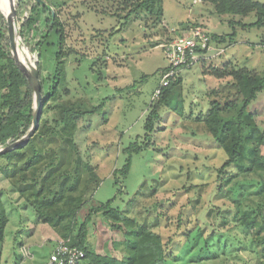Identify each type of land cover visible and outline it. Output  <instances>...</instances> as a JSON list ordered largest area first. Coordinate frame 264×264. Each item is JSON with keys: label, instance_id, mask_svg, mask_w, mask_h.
<instances>
[{"label": "rangeland", "instance_id": "obj_1", "mask_svg": "<svg viewBox=\"0 0 264 264\" xmlns=\"http://www.w3.org/2000/svg\"><path fill=\"white\" fill-rule=\"evenodd\" d=\"M45 1L60 9L66 35L63 48L69 54L62 60L65 80L61 93L42 116L51 124L62 101H73L83 109L103 103L93 128L76 138L84 157L97 167L101 177L99 187L79 212L77 221H83L91 207L112 199L118 188L124 186V192L113 200V207L127 211L141 224L155 223L159 211L162 216L159 229L164 240L170 236L177 242L184 240L182 234L175 235L180 213L185 220L188 217L193 222L198 217L204 223L205 209L214 204H229L215 198L214 183L216 169L227 155L207 132L203 118L211 108V100L224 97L231 90L228 84L231 78H217L210 69L233 61L235 65L264 74V26L253 24L257 20L254 12L246 16L218 14L213 4L203 0H162L160 18L140 13L134 14L131 22L124 18L127 11L119 10V0ZM28 2L24 0V18L31 13ZM92 4L97 5V12L89 10ZM194 27L223 36L225 40L219 46L225 52L214 57L217 51H213L205 63L180 70L181 82L174 87L169 103L160 110V119L147 139L146 119L151 102L161 69L169 65L163 47L179 35L189 34ZM28 36L31 46L38 41L39 31H29ZM58 39L54 32L49 39L51 44L43 49L44 76L51 75L56 68ZM214 90L219 91L217 96L212 93ZM263 105L264 91L249 108L254 110ZM129 155H132L130 171L116 185L113 171L122 167ZM200 183L208 184L201 191L199 205L193 209L190 201L199 197V192L192 186ZM9 188L0 173V191L11 193ZM7 198L10 222L5 242L0 245V264H43L54 247V240L49 237L57 234H50L47 224L34 228L33 209L12 206L23 201L17 194ZM159 200L162 206L158 208ZM199 207L203 209L202 216L196 214ZM112 221L104 220L102 212L95 214L88 224V242L103 254L124 257L122 235L110 229ZM209 232L207 228L206 233ZM20 241L25 243L21 248ZM209 247L211 252L203 254L181 251L179 260L171 258L170 262L264 264L245 229L240 227H223Z\"/></svg>", "mask_w": 264, "mask_h": 264}, {"label": "trees", "instance_id": "obj_2", "mask_svg": "<svg viewBox=\"0 0 264 264\" xmlns=\"http://www.w3.org/2000/svg\"><path fill=\"white\" fill-rule=\"evenodd\" d=\"M29 1L27 5H31V13L27 18L22 17L24 0H0V3L11 6L16 13L21 30L20 55L30 74L34 70L38 72L42 84V113H45L49 104L57 100L61 93L65 80L62 60L69 53H64L66 35L60 9L45 0ZM203 1L213 4L218 14L246 16L254 12L257 20L253 24L264 26V2ZM161 2L162 0H119L117 4L119 10L127 11L124 16L126 22H131L130 18L140 13L160 18L163 15ZM89 10L97 12L98 7L92 4ZM43 24L44 27L41 28ZM32 30L39 31L40 36L38 41L29 46L28 35ZM54 32L59 37L57 64L51 75L44 76L43 49L51 44L49 39ZM13 39L14 27L0 10V149L30 131L36 103L30 81L20 70L13 55ZM212 39L217 44L225 40L223 36L215 34ZM166 69H161V73ZM210 71L217 78H231L228 83L231 90L224 97L212 99L211 108L203 118L207 132L227 155L226 160L216 169L214 183L215 198L228 202V205L214 204L205 209L204 223L198 217L193 222L188 217L185 220L180 213L175 232L176 236H184L185 239L180 242L174 236L164 240L159 229L162 218L159 211L155 223L141 224L131 218L127 211L113 207V200L124 192V186L118 188V194L112 199L91 207L85 219L78 222L79 212L93 197L101 183V177L97 167L84 157L76 138L93 128L94 119L100 116L103 103L83 109L73 101H62L58 107V116L51 124L42 116L39 129L28 142L0 156V173L8 181L11 192L4 194L3 190L0 191V245L5 242L10 222L7 197L12 199V195L17 194L23 201L12 206L22 210L32 208L36 214L34 228L36 225L47 224L50 234H57V239L68 240L70 245L84 249V264H171V258L179 260L181 251H198L199 254L211 252L209 246L225 226L245 229L259 258L264 259V105L254 110L249 108L252 101L264 91V74L235 65L233 61L220 67L213 66ZM180 82L179 74L159 98L152 100L146 119L147 139L155 129L156 121L160 119V110L169 103L174 87ZM212 93L217 96L219 91L214 90ZM131 156L127 157L122 167L113 171L116 185L127 177L132 164ZM207 184L192 186L199 192V197L190 201L193 209L197 207L201 191ZM156 205L161 207V201H157ZM195 211L201 215L203 209L199 207ZM99 212L103 213L104 220H113L110 225L112 231L121 233L120 244L124 246V257H112L90 247L88 224ZM207 221L210 222L207 224ZM207 228H210L209 233H206ZM227 243H223L224 246ZM24 244V241H20L19 247ZM112 245L115 246V243Z\"/></svg>", "mask_w": 264, "mask_h": 264}, {"label": "built area", "instance_id": "obj_3", "mask_svg": "<svg viewBox=\"0 0 264 264\" xmlns=\"http://www.w3.org/2000/svg\"><path fill=\"white\" fill-rule=\"evenodd\" d=\"M189 34L179 35L163 47L167 55L169 65L161 73V79L155 91L153 99L159 98L163 90L175 80L183 68H191L197 63H204L210 58V53L217 51L214 57L221 56L225 52L212 39V35L203 27L191 28ZM216 44L214 47L213 44ZM54 249L50 253L45 264H84L85 250L69 244L68 240L57 239Z\"/></svg>", "mask_w": 264, "mask_h": 264}, {"label": "water", "instance_id": "obj_4", "mask_svg": "<svg viewBox=\"0 0 264 264\" xmlns=\"http://www.w3.org/2000/svg\"><path fill=\"white\" fill-rule=\"evenodd\" d=\"M5 15L10 19V21L14 27L13 55L15 57L16 63L19 66L20 70L27 76L28 80L30 81V84H31V86L34 90V93H35L36 103H35L34 111H33V125L31 127L30 131L26 135H24L22 138L14 141V142L10 143L9 145L0 149V156L9 152V151H12V150H14L20 146H23L26 142L29 141V139L39 129L40 121H41V117H42V111H43L42 84L40 82L38 72H37V70H34L33 74L29 73L24 61L22 60L20 52H19V50H20L19 49V42H20L21 30H20L18 18L16 16L14 9L11 6H9L7 13Z\"/></svg>", "mask_w": 264, "mask_h": 264}, {"label": "bare ground", "instance_id": "obj_5", "mask_svg": "<svg viewBox=\"0 0 264 264\" xmlns=\"http://www.w3.org/2000/svg\"><path fill=\"white\" fill-rule=\"evenodd\" d=\"M8 8H9L8 5L0 3V9H1V11H3L5 14L7 13Z\"/></svg>", "mask_w": 264, "mask_h": 264}, {"label": "crops", "instance_id": "obj_6", "mask_svg": "<svg viewBox=\"0 0 264 264\" xmlns=\"http://www.w3.org/2000/svg\"><path fill=\"white\" fill-rule=\"evenodd\" d=\"M50 239H52V240H54V246H55V244H56V240H57V237L56 236H52V237H49ZM53 249H54V247H53Z\"/></svg>", "mask_w": 264, "mask_h": 264}]
</instances>
